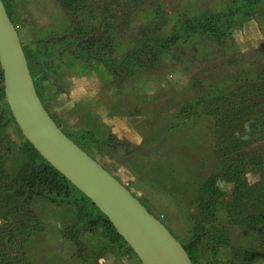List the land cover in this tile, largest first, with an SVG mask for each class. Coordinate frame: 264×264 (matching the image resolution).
Segmentation results:
<instances>
[{
  "label": "rangeland",
  "instance_id": "obj_1",
  "mask_svg": "<svg viewBox=\"0 0 264 264\" xmlns=\"http://www.w3.org/2000/svg\"><path fill=\"white\" fill-rule=\"evenodd\" d=\"M74 2L75 9H67L58 0L10 2L11 19L33 75L40 70L43 46L50 52L53 44L57 51L55 57L41 63L42 67H51V72L41 78L37 75L39 94L54 116L69 112V103L64 104L69 99L82 101L86 97L72 108L73 115H66V122L58 119L61 129L75 140L87 138L84 150L125 184L176 239L186 244L197 219L195 201L200 185L209 175L221 173L225 153L216 147L222 132L214 131L208 117L183 116L178 120L175 116L181 105L202 93V87L227 79L232 70L249 77L250 73L241 70L249 64L253 77L264 66V6L254 8L250 16L237 17L227 42L233 51L225 57L213 52L219 48L217 44L194 35L187 42L180 40L170 52L156 51L155 62H143L120 76L112 73L101 59L79 58L67 50L58 53L55 41L67 37L80 46L100 35L109 50L107 58L116 61L135 49L142 30L154 27L157 4L167 21L163 29L152 35L155 38L167 35L180 17L223 11L231 0ZM232 54L242 63H229ZM149 56L144 53V59ZM194 79L201 85L193 86ZM110 96L113 102L109 101ZM10 123L0 130V164H5V172L15 170L26 156L16 125ZM104 141L107 143L102 145ZM242 151L243 155L264 159V139ZM246 177L264 195V163L249 169ZM216 184L223 192L224 202L216 224L223 229L226 240L215 248L212 236L218 233L213 230L205 236L197 228L199 264H263L264 198L245 200L240 209L233 201L232 184L221 179ZM23 202H27L37 226L32 224L18 233L19 244L9 249L11 255L20 257L19 264H141L126 242L109 237L113 235L105 231L100 221L90 222L89 229L84 226L71 232L70 227L81 217L76 202L56 203L32 190ZM4 250L0 246V253Z\"/></svg>",
  "mask_w": 264,
  "mask_h": 264
},
{
  "label": "trees",
  "instance_id": "obj_2",
  "mask_svg": "<svg viewBox=\"0 0 264 264\" xmlns=\"http://www.w3.org/2000/svg\"><path fill=\"white\" fill-rule=\"evenodd\" d=\"M2 2L11 19L10 2L12 0H2ZM58 2L67 9H71V7L75 9L73 7L74 0H67V2L58 0ZM261 5L264 6V0H231L228 8L223 11L203 13L190 17L184 15L172 24L167 35L155 38L152 35L163 29L167 21L165 12L157 4V7L154 9V27H147L145 30H142L135 49L129 53H125L118 60L111 62L107 58L109 50L103 40V36L101 37L100 35H94L87 42L76 46L73 48V53L79 55V58L83 56L82 58L86 57V59H101L112 73L113 69H115L120 76L124 74L125 70L131 71L133 68L142 65L143 62H155L156 51L170 52L173 45L177 44L180 40L187 42L194 35L199 36L204 41L217 44L219 48L213 52L225 57L233 51L227 45V42L231 39V30L237 25V17L241 15L243 17L250 16L251 11L254 8H259ZM49 47L51 48L52 45ZM23 50L38 93L36 85V79L38 78L36 77L39 73L36 71L33 75L34 70L31 68L28 54L24 47ZM46 53L47 49L43 46L40 50L39 58ZM144 53H148L150 56L144 59ZM48 54L51 56L53 52L51 54L50 51ZM228 61L232 64L242 63L233 54L228 57ZM38 64L43 72L39 78L48 75L51 69L49 68V71L45 72V67L42 68L40 61ZM251 67V65L246 64V67L241 69L245 70L247 74L250 73L251 76L249 77H243V75L236 73V70H232L227 79H224V77L220 82L217 81L209 84L207 87H202V93L200 92L201 94L186 105H181L175 116L178 120L182 119L183 116L208 117L212 121L214 131L216 133L222 132L221 135H218L216 147L224 149L223 153H225L222 158L221 173L219 175H209L200 185L199 195L195 201L197 219L193 227V235L187 240L186 244L180 242L193 264H199L197 241L200 237L197 236V228L202 229L205 236H208L209 232L213 230L218 233L216 236H212L214 245H216L215 248L222 246L226 240L225 236H222L223 229L218 228L216 224L218 211L224 205L222 200L223 192L216 184L217 179L232 184L233 201L240 209L244 208L245 200H260V198L262 200L264 198L263 191L255 188L256 183L249 184L246 179L247 171L252 167L261 166L264 163V159H258V156L243 155L242 151L243 147L264 139V66L253 77ZM193 81V86H198L202 83L195 79ZM0 101H2L0 108V130L9 126L10 122L15 124L21 137L20 147H24V151L26 152L24 163L16 167L15 170H11V172H5L3 169L5 164H0V218L2 221L0 222V246L6 249L0 253V264L21 263L20 257L18 255H11L9 249L12 245L19 244V240L17 239L18 233L32 224L33 227L37 226L33 214L26 207L27 202H23V198L31 190L33 192L38 190L40 193H44L56 203L67 201L79 204L81 217L76 225L70 227L71 232L84 226L89 229L90 222L100 221L105 231L113 235L109 237L125 243L108 218L90 199L50 165L22 135L6 103L1 68ZM66 135L70 137L68 134ZM70 138L73 139L72 137ZM77 139H73L74 142L82 149H85L84 143L87 138L81 136L77 137ZM106 143L107 141H104L102 145ZM91 145L97 146L99 143H92ZM238 151L239 154H237ZM3 153L7 155L6 148L3 149ZM156 217L158 218V216Z\"/></svg>",
  "mask_w": 264,
  "mask_h": 264
},
{
  "label": "water",
  "instance_id": "obj_3",
  "mask_svg": "<svg viewBox=\"0 0 264 264\" xmlns=\"http://www.w3.org/2000/svg\"><path fill=\"white\" fill-rule=\"evenodd\" d=\"M0 68L6 103L22 135L108 218L141 264H193L165 224L51 117L36 91L18 31L2 0Z\"/></svg>",
  "mask_w": 264,
  "mask_h": 264
},
{
  "label": "crops",
  "instance_id": "obj_4",
  "mask_svg": "<svg viewBox=\"0 0 264 264\" xmlns=\"http://www.w3.org/2000/svg\"><path fill=\"white\" fill-rule=\"evenodd\" d=\"M53 45V44H52ZM23 46V45H22ZM52 48V50H51V54H52V52H53V50H55V48H54V46H52L51 47ZM49 53V51L47 50V53L45 54V55H43V56H40V57H43V59H46V60H50V58H52V57H55L56 56V54H57V51H56V53L54 54V56L53 55H49L48 54ZM59 53V52H58ZM40 55V54H39ZM39 59H41V58H39ZM41 63H42V60H41ZM38 66H39V64H38ZM40 67V66H39ZM43 67H45V68H47V70L50 68L51 69V67H46V66H44L43 65ZM42 67V68H43ZM45 68H44V71H47V70H45ZM38 69V68H37ZM39 70V69H38ZM49 71V70H48ZM40 72H42V69H40L37 73H40ZM51 72V71H50ZM52 75H53V73H52ZM53 76H55V75H53ZM70 98V97H69ZM84 99L86 100V97H84V98H82V101H84ZM82 101L81 100H79V101H77V100H71V99H69V102H64V104H68L69 103V112L67 113V114H69L70 112H72V108L74 109L75 108V106L77 105V104H79V103H82ZM109 101H111V102H113L112 100H111V96L109 97ZM106 104V103H105ZM43 105L45 106V108L47 109V111L50 113V115H51V117L54 119V121L58 124V126L60 127V128H62L61 127V125L59 124V122H58V119L59 120H62V119H65L64 120V122H66L67 121V118H66V115L67 114H64L63 112L61 113L62 115L61 116H58V114L57 115H53L51 112H50V110H49V108H48V106H47V104L46 103H44L43 102ZM59 106V105H58ZM91 111V110H90ZM70 115H73L72 113H70ZM65 117V118H64ZM63 129V128H62ZM121 182V181H120ZM125 185V184H124Z\"/></svg>",
  "mask_w": 264,
  "mask_h": 264
},
{
  "label": "flooded vegetation",
  "instance_id": "obj_5",
  "mask_svg": "<svg viewBox=\"0 0 264 264\" xmlns=\"http://www.w3.org/2000/svg\"><path fill=\"white\" fill-rule=\"evenodd\" d=\"M58 42V43H57ZM55 43H56V45H57V49H58V52H60V51H63V50H67V51H71V52H73V48H75L76 47V45L74 44V43H71V39H69V38H67V37H65V38H63L62 40H58L57 39V41H55ZM52 46H54V45H52ZM56 53V50H53V56H54V54ZM44 62H45V60L44 59H42V64H44ZM111 62H114L113 60H111ZM113 73H117V71L115 70V69H113ZM39 75H42V72H40L39 73ZM33 78V77H32ZM37 80V79H36ZM38 88V87H37ZM38 93H39V90H38ZM39 95V97L41 96V94H38ZM40 99H41V97H40ZM41 101H42V99H41ZM44 102V101H43ZM42 102V103H43ZM45 107V106H44ZM47 110V109H46ZM50 114V113H49Z\"/></svg>",
  "mask_w": 264,
  "mask_h": 264
},
{
  "label": "built area",
  "instance_id": "obj_6",
  "mask_svg": "<svg viewBox=\"0 0 264 264\" xmlns=\"http://www.w3.org/2000/svg\"><path fill=\"white\" fill-rule=\"evenodd\" d=\"M16 27V26H15Z\"/></svg>",
  "mask_w": 264,
  "mask_h": 264
}]
</instances>
